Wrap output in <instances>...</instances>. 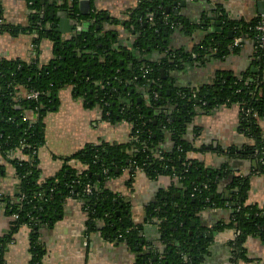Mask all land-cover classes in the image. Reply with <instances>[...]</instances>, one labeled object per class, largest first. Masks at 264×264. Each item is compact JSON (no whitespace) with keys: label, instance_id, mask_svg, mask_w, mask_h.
I'll return each instance as SVG.
<instances>
[{"label":"trees","instance_id":"trees-1","mask_svg":"<svg viewBox=\"0 0 264 264\" xmlns=\"http://www.w3.org/2000/svg\"><path fill=\"white\" fill-rule=\"evenodd\" d=\"M26 1L35 10L27 27L0 23L2 32L33 35L36 45L29 61L0 58V153L6 157L20 149L28 156L26 160H10L19 178L16 194L7 196L0 191V204L14 219L10 236L0 238V264H6L5 248L12 234L23 226L30 228L31 258L27 264H44L47 250L41 228H52L70 199L80 202L87 212L88 233L98 232L109 242L125 243L131 251L138 252L135 264H201L208 255L212 237L196 232L190 236L188 229L204 210L227 208L230 218L218 228L240 232L230 243L229 259L235 264H249L246 240L255 236L264 241V205L249 202L251 175H264V132L259 124L264 117V46L261 47L255 30V25L264 21V15L245 22L222 14V27L216 30L210 22H188L174 10L168 12L170 0H138L137 7L127 12L121 24L139 33L140 49H158L174 32V22L186 36L199 29L207 32L192 49H169L161 65L166 72L163 76L156 63L128 64L130 55L115 47L118 31L103 35L101 27L107 21L106 13L94 10L77 16L78 0H63L61 5ZM60 10L83 25L67 39L56 31V14ZM107 22L118 26L121 21L109 18ZM237 36L243 37V44L247 40L255 43L257 72H219L214 85L200 88L174 85L172 72L184 63L204 61L209 56L225 58L238 52L242 46L231 47ZM45 38L54 43V56L42 64L40 44ZM147 66L153 72L144 78L141 71ZM65 85H74L80 94L85 93L99 104L108 122L125 120L132 129L127 143L103 141L66 159L79 161L84 169L65 165L59 175L45 178L38 158L45 140L43 121L57 104L58 89ZM31 90L40 91L38 99L24 96V92ZM222 104L239 106L240 129L252 143L214 150L230 158L250 159L253 166L249 175L236 172L228 163L215 168L190 157L191 152L204 149L196 146L195 139L188 138L195 117L200 111L208 112ZM29 112L32 118L23 120ZM166 138L169 147H163ZM141 170L149 179L164 175L177 182L162 191L158 201L145 207L148 222L155 217L160 221V237L166 246L163 252H144V224L134 221L127 199L107 187L108 180L124 171H129L132 184ZM3 176L5 171L0 164V178ZM87 185L92 187L90 193ZM16 214L18 218L14 217ZM186 255L191 256V262L184 261Z\"/></svg>","mask_w":264,"mask_h":264},{"label":"crops","instance_id":"crops-1","mask_svg":"<svg viewBox=\"0 0 264 264\" xmlns=\"http://www.w3.org/2000/svg\"><path fill=\"white\" fill-rule=\"evenodd\" d=\"M61 5L63 0H47ZM81 1H77L78 13L86 15L94 10L107 14V21L120 20L118 26L110 22L103 24V35L109 31H118V42L115 47L126 51L135 49L136 39L134 31L125 28L121 23L126 19L129 10L137 7L138 0H89V8L81 9ZM178 2V6L174 5ZM172 10L179 9V16L188 22L205 23L219 22L224 14L229 19L250 21L264 15V0H170ZM220 8V10H218ZM0 11L3 21L15 26L27 27L30 22L32 9L26 0H0ZM82 10H87L83 14ZM65 11L56 14L59 25L60 18L63 30L59 33L64 39L73 32L79 31L82 26L78 20ZM222 16V15H221ZM214 18V21H212ZM222 21V20H221ZM222 27V25H221ZM98 29L100 26L98 25ZM207 32L199 29L192 36H186L182 31L173 33L168 38V48L172 50L192 49ZM33 35L20 34L13 36L8 32L0 31V58L22 59L29 61L34 56ZM145 56L153 52L144 51ZM255 43L253 40L244 42L236 53H230L225 58L207 57L204 61L186 62L172 72L173 83L181 87L200 88L214 85L217 73L240 75L244 72H257L255 64ZM150 59L159 61L166 57L164 51H154ZM143 55V56H144ZM54 56V43L45 38L40 44V61L48 63ZM131 65V64H130ZM32 115V112H29ZM103 108L94 103L86 94H80L74 85H65L57 91L56 106L46 113L44 118L45 140L38 150L39 166L45 178L55 177L61 173L65 165L84 166L77 160L66 159L72 157L88 145L100 144L103 141L110 143H127L130 138L132 125L123 120L116 123L104 119ZM264 132V117L259 120ZM241 118L238 105L222 104L213 107L208 112L200 111L191 126L188 138L195 139V144L203 150L190 153V157L200 159L206 166L220 167L228 163L238 173L249 175L253 163L250 159L230 158L215 152V148H228L252 143L240 129ZM197 129V134L194 133ZM169 138L163 142V147H169ZM12 158L26 160L28 156L22 150H14L6 157L0 153V164L3 165L5 176L0 178V191L4 195L14 196L18 189L19 178L11 163ZM249 202L260 206L264 205V175H251ZM129 171L107 181V187L114 193L127 199L131 205L134 221L144 224L143 241L144 252L151 250L163 252L165 244L160 237L159 223L155 217L148 222L146 206L160 199L164 190L176 185V179L170 176H160L156 180L149 179L142 171H138L132 184ZM164 198V197H163ZM230 210L208 209L199 214L195 224L191 223L188 234H202L212 237L209 252L201 264H227L230 257V243L235 238L233 228H218V225L227 223ZM13 217L8 215L6 206L0 204V238L10 236L13 231ZM88 214L82 204L70 199L65 204L64 213L60 220L50 228H41V239L47 254L44 264H135L138 252L131 251L125 244H115L105 240L100 233H88ZM12 240L6 246V264H27L30 254V228L23 226L12 234ZM245 247L250 259L249 264H264V241L259 237L251 236L246 240ZM184 261L186 257L183 258Z\"/></svg>","mask_w":264,"mask_h":264},{"label":"flooded vegetation","instance_id":"flooded-vegetation-1","mask_svg":"<svg viewBox=\"0 0 264 264\" xmlns=\"http://www.w3.org/2000/svg\"><path fill=\"white\" fill-rule=\"evenodd\" d=\"M42 2H43V0H41ZM46 1L47 0H45V2H43V3H46ZM34 12V11H33ZM44 12V11H43ZM80 14L79 13H77V16H79ZM178 26H175L173 29H174V32L173 33H175V32H177L178 31V29L179 28H177ZM213 28H215L216 30L218 29V26H217V23L215 24V25H213L212 26ZM132 31H134V34H135V36H136V39H135V41H134V43H133V47L135 46V49L133 48V51L132 50H128V51H126L127 52V54H129L130 55V59H129V62H128V64H132V63H130V61L131 62H141V65H147V64H150L147 60H145V57H147V56H145L144 54H146L144 51H148V50H150V51H153V50H151L150 48H148V49H146V48H143V49H140L139 48V33H137L135 30H132ZM230 32V31H229ZM232 32V31H231ZM173 33H171V34H169L168 35V38L173 34ZM61 36V35H60ZM118 37V36H117ZM168 38H166L164 41H163V43L162 44H160L159 46H158V49H155L154 51H164V52H166V54H167V51L169 50V48H168ZM120 42V41H119ZM118 42V39H117V42H116V44L117 43H119ZM162 48V49H161ZM144 55V56H143ZM147 55V54H146ZM166 57H167V55H166ZM131 59H133V61L131 60ZM164 59H165V57L162 59L163 61H164ZM172 60V59H171ZM161 62V63H156L157 64V66H159L158 67V69L160 70V72H161V69H164V68H161V65L164 63V62ZM173 61V60H172ZM122 63H123V60L121 61ZM164 65V64H163ZM165 71V70H164ZM153 72V68H150L149 67V70H148V72L147 73H145L144 71H141V76L142 77H144V78H147L151 73ZM161 74L163 75V76H166V72H165V74H163L162 72H161ZM137 86V85H136ZM134 87V86H133ZM137 88H138V86H137ZM139 89V88H138ZM235 231V230H234ZM234 240V239H233ZM232 242V241H231ZM186 257V261H189V262H191V256L190 255H186L185 256Z\"/></svg>","mask_w":264,"mask_h":264},{"label":"built area","instance_id":"built-area-1","mask_svg":"<svg viewBox=\"0 0 264 264\" xmlns=\"http://www.w3.org/2000/svg\"><path fill=\"white\" fill-rule=\"evenodd\" d=\"M32 11H35V10H33L32 9ZM42 13H43V10L41 11ZM152 18V17H151ZM0 23H3V20H0ZM176 24H178L177 22H174V23H171V25H172V28H174L175 26H177ZM255 30L256 31H258V39H259V41H260V45H261V47H263L264 46V21H260L259 23H257L256 25H255ZM243 44V37H241V36H237V37H235L234 38V41L232 42V44H231V47H240V46H243L242 45ZM32 47H33V49H34V54H35V48H36V45L35 44H32ZM148 70H149V66H147L143 71L145 72V73H147L148 72ZM24 96L27 98V99H30V100H36V99H38L39 98V96H40V91H37V90H31V91H29V92H24ZM156 97H158V95L156 94ZM248 112H249V110H248ZM32 115H25L24 117H23V120H25V121H27V120H29V119H31L32 117H31ZM20 150V149H19ZM142 171V170H141ZM91 189H92V187L90 186V185H87V192L88 193H90L91 192ZM24 199V196H21V198H20V200H23ZM15 218H18V215L16 214L15 216H14ZM239 231H235V238H234V240L236 239V237L239 235ZM233 240V241H234ZM227 264H235L233 261H228L227 262Z\"/></svg>","mask_w":264,"mask_h":264},{"label":"water","instance_id":"water-1","mask_svg":"<svg viewBox=\"0 0 264 264\" xmlns=\"http://www.w3.org/2000/svg\"><path fill=\"white\" fill-rule=\"evenodd\" d=\"M43 2H45V0H43ZM174 5L175 6H178V2H174ZM86 8V9H88L89 8V0H84V1H81V9L82 8ZM167 10H168V12H170L171 10H172V7L171 6H167ZM82 12H83V14H85V13H87V10L85 11V10H82ZM179 12H180V10L179 9H176L175 10V13L176 14H179ZM51 15H52V17H54V12H52L51 13ZM65 15H68L67 13H65ZM222 15V14H221ZM221 15H219V16H221ZM212 21H214V18H213V20ZM62 23H63V21H62V19L60 18V21H59V25L56 27V31L57 32H59V33H61L63 30L61 29V25H62ZM212 24H216L215 22H212ZM223 24V21H219V22H217V26H218V29L217 30H220V28H221V25ZM72 32H74V30H72ZM229 34L230 35H232V32L230 31L229 32ZM154 52V51H153ZM153 52H150V53H148V57H145V60H147L149 63H161L163 60L161 59V60H159V61H153V59L151 60L150 59V57H152L153 56ZM161 72L163 73V74H165V71H164V69H161ZM193 224H195V222H193ZM229 261H230V259H229Z\"/></svg>","mask_w":264,"mask_h":264}]
</instances>
